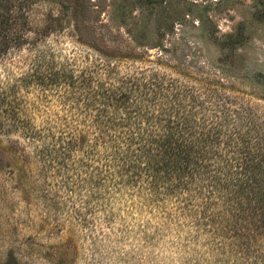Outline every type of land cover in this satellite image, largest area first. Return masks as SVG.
<instances>
[{"label":"rangeland","instance_id":"rangeland-1","mask_svg":"<svg viewBox=\"0 0 264 264\" xmlns=\"http://www.w3.org/2000/svg\"><path fill=\"white\" fill-rule=\"evenodd\" d=\"M43 1L31 22L69 7L59 10L70 27L46 38L62 58L107 49L140 62L161 52L162 69L220 78L264 107V0ZM32 56L0 48V264H264V235L245 237L196 207L165 209L137 188L86 181L85 168L67 179L28 138L8 132L16 117L2 110L8 100L50 129L78 115L53 91L24 86Z\"/></svg>","mask_w":264,"mask_h":264},{"label":"trees","instance_id":"trees-1","mask_svg":"<svg viewBox=\"0 0 264 264\" xmlns=\"http://www.w3.org/2000/svg\"><path fill=\"white\" fill-rule=\"evenodd\" d=\"M37 2L0 0V48L32 50L23 85L53 91L78 115L50 129L8 100L2 110L16 116L7 118L8 132L28 138L67 179L85 168L86 181L137 188L165 209L196 207L245 237L263 236L264 107L220 78L162 69L161 52L140 62L107 49L62 58L46 38L70 27L59 10L69 7L33 23Z\"/></svg>","mask_w":264,"mask_h":264}]
</instances>
